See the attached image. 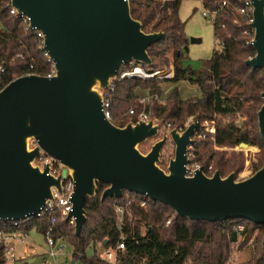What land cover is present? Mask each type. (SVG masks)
<instances>
[{
    "label": "water",
    "instance_id": "obj_1",
    "mask_svg": "<svg viewBox=\"0 0 264 264\" xmlns=\"http://www.w3.org/2000/svg\"><path fill=\"white\" fill-rule=\"evenodd\" d=\"M251 3L256 55L246 65L264 71V0ZM11 7L29 19L31 30L44 34L56 75L23 76L0 92V220L37 216L53 199V189L61 191L62 182L72 178L73 212L66 221H74L77 236L87 222L86 201L97 195L98 184L108 186L102 202L129 192L190 221L245 220L264 226V166L243 181L235 174L223 178L219 171L209 177L202 167L189 176L198 121L184 131L170 130L145 155L139 147L159 135V124L130 122L120 128L105 117L101 91L126 65L152 67L149 49L164 37L143 31L130 0H12ZM201 42L190 39V44ZM262 99L258 124L264 140V93ZM169 137L176 150L165 171L161 152ZM42 155L61 166L59 176L51 175L52 162L35 164Z\"/></svg>",
    "mask_w": 264,
    "mask_h": 264
},
{
    "label": "trees",
    "instance_id": "obj_2",
    "mask_svg": "<svg viewBox=\"0 0 264 264\" xmlns=\"http://www.w3.org/2000/svg\"><path fill=\"white\" fill-rule=\"evenodd\" d=\"M184 1L186 0H167L164 3L162 0H130L131 14L142 23L143 31L147 34H164L163 39L149 49L153 65L145 69L151 73L157 72L171 55L174 77L168 82L177 84L187 81L197 85L202 93L201 98L184 101L179 89L174 88L168 95L166 104L161 105L155 101L149 112L153 119L160 122V127L169 130L184 131L186 121L191 117L199 122L200 129L192 146L197 158L190 160L189 167H202L209 177L216 171L222 177L226 173H237L242 168L245 157L244 152H237L235 149L246 144L260 150L258 165L254 168L256 173L264 166V140L258 124V112L263 105L264 71L253 70L246 65L256 55L252 46L255 33L250 27L253 14L237 13L245 0H199L203 8L214 15V37L220 49L214 52L200 71H195L183 66L187 58L185 48L190 44L186 35L187 22L180 18ZM11 2L12 0H0V65L4 68L0 90L17 78L28 75L46 77L52 70L43 41L28 28L23 19L11 14ZM162 83L158 79H125L117 82L111 106L112 123L124 128L131 121L128 116L130 110L134 109L138 113L141 111V106L135 101L137 91L147 90L151 95L161 96ZM238 117L247 118L250 125L237 126L235 121ZM206 122L213 125L214 133L201 127ZM210 147L232 151L229 155L226 151L210 150ZM202 148L203 152L207 150L206 154H201ZM41 161L38 159L35 164ZM162 165L163 162L160 166ZM209 168H212L211 172ZM107 188L105 184H98L97 195L87 199V222L80 236H77L75 224L60 220L56 225L55 237L64 238L72 247V260L75 264H105L96 256L88 257L87 251L92 246L101 244L106 247L116 245L121 232L128 237L121 258L125 264H229L231 246L238 242L234 228L240 224L247 228L242 248L259 231L254 238L253 256L242 264H264V226L245 220L224 223L190 221L178 217L168 206L129 192H125L122 199H106L102 202V194ZM128 199L133 201V205L126 210L135 222L130 224L126 215L125 226L121 230L114 202L126 205ZM142 201L147 203L145 209L140 208ZM170 219V225L166 226ZM48 226V218L43 217L26 220L17 226H0V230L22 231L26 235L35 230L43 235ZM0 264H7L2 245Z\"/></svg>",
    "mask_w": 264,
    "mask_h": 264
},
{
    "label": "built area",
    "instance_id": "obj_3",
    "mask_svg": "<svg viewBox=\"0 0 264 264\" xmlns=\"http://www.w3.org/2000/svg\"><path fill=\"white\" fill-rule=\"evenodd\" d=\"M164 3L167 0H162ZM223 5L225 6L226 3L224 2ZM250 12L253 14V7L251 0H245L243 7L237 9V13L240 15H248ZM11 14L20 17L24 20L25 24L30 27L29 19L21 16L19 11L11 7ZM208 15H211L209 12H204L203 16L206 18ZM212 16V15H211ZM214 16V15H213ZM253 20V19H252ZM252 22V21H251ZM33 31V30H32ZM38 38L43 41L44 46V34L40 31H33ZM48 56V55H47ZM49 57V56H48ZM50 60V58H49ZM51 62V61H50ZM52 63V62H51ZM4 72V68L0 65V82H1V74ZM56 75V68L55 65L52 63V70L46 76L47 78H53ZM165 78V79H173L174 77V70L171 71H164L161 70L159 72H148L145 67L141 64L131 63L126 65L122 68L119 72L116 79L111 80L109 86L101 91L102 100H103V108L105 117L111 121V106L114 98V94L116 93V83L120 82L125 79H141V80H150L155 78ZM2 90H0L1 92ZM151 97H142L138 99V104L142 107V110L138 113L134 109L130 110L129 117L131 118V123L137 122H150L154 121L155 124H159L160 122L157 119H153L151 113L149 112V106L151 103ZM133 118H136L133 120ZM112 122V121H111ZM214 128L212 127L210 132L214 133ZM35 146V145H34ZM39 159L42 161L37 165H43L52 162L51 167V175L57 177L61 174V166L54 162L51 158L47 157L46 155H42ZM189 176H193L196 170L200 169L199 166L189 167ZM212 171V168H209V172ZM74 195V181L72 178H69L62 182V189L58 191L53 189V199L48 201L46 206L44 207L43 211L38 214L37 216L30 217L26 220H32L33 218H43L47 217L49 220V226L46 232L42 235L44 237V242L47 247V251L44 253V258L42 260V264H51V262H57L58 259L63 258V262L61 264H70L73 262V249L69 251V243L64 238H56V225L59 223L60 220H67V218L73 212V204L72 198ZM133 205V201L128 199L126 205L119 203L118 201L114 202L115 212L118 218V226L122 230L125 226V217L128 215L129 223L132 224L135 222L133 216L129 214L126 210L127 207ZM147 207L146 201H142L140 203V208L145 209ZM25 220V221H26ZM172 219L166 222V226H169ZM24 222V221H23ZM19 223L22 222H6L0 220V226L5 227L7 225L10 226H17ZM71 225H74V221H70ZM247 228L244 224H240L235 226L234 232L238 236V240H244L246 236ZM121 236L117 241L116 245H111L110 247H106L104 244L98 245L94 247V256L104 262L105 264H125L121 258L123 252L126 249V241L127 236L121 232ZM29 235H26L22 231L16 232H6L4 230H0V245L4 247L5 251V258L7 260V264H15L18 260L17 257V248L16 244L20 243L22 245L27 244V239ZM104 254H101V253ZM27 260V259H26ZM57 264V263H56ZM231 264V262L229 263Z\"/></svg>",
    "mask_w": 264,
    "mask_h": 264
},
{
    "label": "rangeland",
    "instance_id": "obj_4",
    "mask_svg": "<svg viewBox=\"0 0 264 264\" xmlns=\"http://www.w3.org/2000/svg\"><path fill=\"white\" fill-rule=\"evenodd\" d=\"M204 12L206 10L203 8L202 3L199 0H186L182 3L181 10H180V18L183 22H187L186 26V35L189 38H199L201 39L200 44H189V53H187V58L184 61L183 66L185 68H191L195 71H200L203 68L204 63L211 59L214 52L218 49H220V46L216 43L215 37H214V17L211 15H208L206 18L203 16ZM173 57L170 55L168 62L165 63L162 67L158 69L157 72L164 70V71H171L173 67ZM163 83L160 84L161 96L157 95H151L149 94V91L147 90H139L136 93V103L138 104V99L142 97H151V103L149 108L152 106V104L156 101L158 104L164 105L167 103V97L174 88H178L180 92L181 98L186 101L193 98H201L202 93L200 88L197 85H193L190 82L187 81H181L177 84H174L173 82H168L169 79H165L162 77L155 78ZM142 110V107H141ZM129 116V115H128ZM127 119V118H126ZM125 119V120H126ZM130 121V120H129ZM194 118H188L185 124V129L189 127L191 124L194 123ZM128 122V119L126 120ZM235 124L239 127L244 126L245 124L250 125V122L247 118L244 117H238L235 121ZM201 127H205L207 131H210L213 127L212 124L209 122L204 123ZM165 135L170 136V130L165 127H160L159 135L153 139H150L146 141L144 144H142L139 147V150L143 154H148L152 147L160 141ZM34 142H30V148L34 147ZM210 150H219V151H226L230 155L232 149H218L216 147H210ZM175 150L176 147L174 143L171 141L170 137L167 142V144L164 146L162 152H161V161L163 162V165L160 166L163 170L167 171L169 164L171 160L175 158ZM237 152H244V163L242 168L235 173H226L224 174L223 178L228 177L231 174L236 175L237 181H243L247 178H250L254 175V168L258 165V159H259V153L260 150L256 147H251L249 149L241 150L239 147L235 149ZM204 151V148L200 150L201 154H206L207 150ZM189 159L195 160L197 158L195 149L190 148L189 150ZM229 157V156H228ZM217 172V171H216ZM259 231H256L254 238L258 235ZM254 238L248 243L246 247H241L243 242L245 240H238V242L234 243L231 253V264H242L247 262L251 259V257L254 254L255 244H254ZM17 248V257L18 260L15 264H25V262H30V259H32V255H28L26 258V254H24L25 249H29L30 252L37 253L35 260L36 262L34 264H42V260L44 258V253L47 251L46 244L44 242V237L41 234H38L35 230H33L28 239L27 244L22 245L20 243L16 244ZM69 251H72V247L69 246ZM21 253V254H19ZM101 254H104L103 252ZM88 257L94 256V247L92 246L87 251ZM27 259V260H26ZM63 262V258L58 259L57 262H51V264H61ZM77 264H83L81 262H78Z\"/></svg>",
    "mask_w": 264,
    "mask_h": 264
},
{
    "label": "crops",
    "instance_id": "obj_5",
    "mask_svg": "<svg viewBox=\"0 0 264 264\" xmlns=\"http://www.w3.org/2000/svg\"><path fill=\"white\" fill-rule=\"evenodd\" d=\"M19 254H21V253H19ZM24 254H26V258L28 257V255H32V259H30L31 264H34L36 262L35 257H36L37 253H33V252H30L29 249H25Z\"/></svg>",
    "mask_w": 264,
    "mask_h": 264
}]
</instances>
